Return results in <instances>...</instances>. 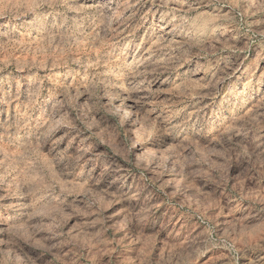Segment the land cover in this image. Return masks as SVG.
Segmentation results:
<instances>
[{
    "label": "rangeland",
    "instance_id": "rangeland-1",
    "mask_svg": "<svg viewBox=\"0 0 264 264\" xmlns=\"http://www.w3.org/2000/svg\"><path fill=\"white\" fill-rule=\"evenodd\" d=\"M0 264H264V0H0Z\"/></svg>",
    "mask_w": 264,
    "mask_h": 264
}]
</instances>
